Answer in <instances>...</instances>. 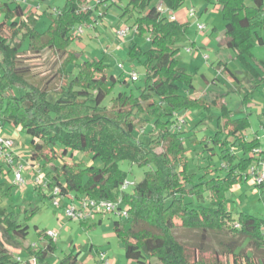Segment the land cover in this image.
Masks as SVG:
<instances>
[{"label":"trees","instance_id":"obj_1","mask_svg":"<svg viewBox=\"0 0 264 264\" xmlns=\"http://www.w3.org/2000/svg\"><path fill=\"white\" fill-rule=\"evenodd\" d=\"M80 1L69 0L63 9L55 12L56 17H52L51 24L42 32L37 29L39 18L34 11L24 16L20 3L0 2L2 129L8 123L20 126L30 136L29 161L48 167L46 179L50 187L60 186L64 195L74 194L77 198L86 196L113 201L120 198L121 205L128 208L131 225L125 226L122 220H115L114 232L124 242L126 256L138 264H152V258L162 264H223L219 256L205 260L202 255L205 251L196 246L191 250L177 239L174 234L176 217L182 220L183 227L202 230V236L208 230L229 231L231 239L222 255L232 256L233 264H264V254L257 257L243 252L246 241L256 248L263 247L264 219L242 212L235 220L226 206L227 193L245 180L244 175L253 163L254 158L248 153L260 145L258 136L248 140L243 134L250 124L248 117L235 118L233 111L222 103L214 135L202 142L192 134L187 136L192 143H201L210 162L198 181L190 170V157L184 145L186 130L173 129L176 114L182 110L211 108L202 98L181 92V83L193 88L192 77L177 67L178 45L187 39V23L170 20L159 10L162 3L176 11L184 0H126L125 13L131 9L138 11L136 32H149L153 47L145 52L135 46L130 50L131 55L145 57L147 79L142 94L119 92L110 106L103 102L116 78L108 76L102 61L84 62L75 76L67 70L79 56L66 49L73 39L69 32L76 22H90L93 12L92 9H79ZM206 1L218 6L223 13L226 27L221 45L236 52L252 73L253 87L259 88L264 74L246 56L251 54L256 41L264 44L261 35L264 0H250V3L247 0ZM27 41L28 46L24 47ZM46 47L66 54L54 74V78L63 80L59 86H51L52 78L45 83H30L31 70L21 63L25 51L38 54ZM225 69L237 80L227 66ZM15 89L20 92L16 93ZM145 125H151L156 134L148 141H138L134 132ZM262 128L264 130V121ZM236 149L242 150L244 155L238 157ZM78 153L100 160L103 165L83 166L84 161L76 158ZM217 154L220 168L212 164ZM123 158L139 165L155 166L135 184L132 193L120 190L126 178L118 164ZM57 160H61L59 165L55 164ZM205 196L210 200L209 206L194 207L192 201L187 200ZM140 223L148 227L138 228ZM235 223L239 227H235ZM0 227L12 245L24 249L29 257L24 263L12 261L11 253L0 244V264H31V257L37 264H45L47 257L55 252L56 241L48 236L43 247L24 245L29 226L3 209H0ZM78 256V253H68L59 264H84Z\"/></svg>","mask_w":264,"mask_h":264},{"label":"rangeland","instance_id":"obj_2","mask_svg":"<svg viewBox=\"0 0 264 264\" xmlns=\"http://www.w3.org/2000/svg\"><path fill=\"white\" fill-rule=\"evenodd\" d=\"M9 2H18L22 5L24 16L34 11L39 18L37 29L45 31L51 24L52 17H56L54 8L63 9L69 0H0ZM250 3V0H247ZM122 5V6H121ZM127 1H116L115 3L107 0H81L78 8L83 11L92 9L90 22H76L72 26L69 35L73 37L67 45L68 52L79 54L73 62L68 65L67 70L71 76H75L84 62L89 60L102 61L106 67L108 76L116 78L115 85L103 105L110 106L112 99L119 92H127L134 96H140L146 85L147 68L144 55H131V47L135 46L142 51H148L153 47L150 40V33L136 32V20L139 16L138 11L130 10L125 13ZM164 6V4H159ZM194 8L196 15L189 16V10ZM54 12V13H53ZM52 13V16L51 14ZM176 19L182 23H187V39L179 43V52L177 55V67L180 71L187 73L192 77L193 88L186 83H181V92L192 97L202 98L211 106L210 110L205 108L184 109L181 115L185 118L183 129L184 145L190 157L189 165L192 173H195V181H198L204 174V168L210 163L207 154L203 151L201 143H192L187 136L192 134L199 142H202L208 136L214 135L217 130V118L222 112V103H225L234 113L235 117L247 116L249 127L243 132L246 139L252 140L254 134L259 138L261 149H264V130L261 122L264 120V83L259 88H254L247 79V76L253 78L245 63L237 57L235 51L228 48H221L218 44L219 38L224 35L226 22L222 11L218 6L206 0H184L182 5L174 11ZM2 17L0 18L1 21ZM198 24L205 25V29L199 30ZM125 26H130L131 30L125 37H118L117 31ZM10 35V31H6ZM264 39V29L261 30ZM28 46V41L24 47ZM41 53L25 51L21 55V63L29 66L30 74L28 81L32 84L45 83L52 78L51 86H59L63 81L61 78H54L66 54L57 51L56 48L46 47ZM232 56V59H231ZM206 57V58H205ZM247 60L264 74V44L255 42L251 49V54L247 55ZM220 59L227 62L226 66L233 70L240 81L246 79L249 82L247 91L239 82L223 69L218 68ZM122 65V67L120 66ZM224 70V71H223ZM231 70V71H232ZM136 72L138 79L133 80L132 72ZM205 77V78H204ZM232 78V82L230 81ZM16 93L20 90L15 89ZM4 130L13 138L17 139L16 149L26 160V155L30 154L29 140L20 126L5 124ZM179 132H183L180 130ZM151 125L138 127L134 136L138 141H148L155 136ZM214 146V145H213ZM159 151L161 148L158 149ZM238 157L244 155L242 150H235ZM198 153V154H197ZM251 155V152L248 153ZM81 159L83 166H102L100 160H93L90 156H84L83 153L76 155ZM68 158L67 160H69ZM212 164L221 167L219 155H215ZM61 160L55 162L59 165ZM119 168L126 173L124 183L127 187L124 192L132 193L135 184L140 182L145 174L155 169L154 165H139L130 159H120ZM39 169L46 173L48 167L43 168L37 163L34 169L24 170V185L18 187L13 181V176L9 174L8 168L0 173V209L11 213L20 222L26 223L28 234L23 240L24 245L36 243L43 247L46 241L41 239V232L49 229L58 231L55 252L49 255L45 264H59L60 260L68 253L79 252V260L84 264L100 263L98 251H104L110 264H138L129 259L125 254V244L114 232V221L122 220L125 226L131 225V218H121L112 213L105 216H95L90 220L87 226L79 221L71 220L64 216L63 208L70 203V197H64L61 205L55 204L49 196L48 187H36L34 180L39 173ZM123 184L120 187L122 191ZM233 195L226 201L227 209L231 212L233 219L237 220L240 213L249 212L258 218L264 219V187L256 185L250 178L234 185L231 189ZM74 195V194H73ZM117 199L116 201H119ZM194 207L198 205H210L207 196L204 198L189 197ZM127 208V207H126ZM128 209V208H127ZM176 225L174 234L182 242H185L192 250L193 247L205 251L203 257L205 260H212L219 256L223 264H233L232 256L222 255L226 244L230 242L231 234L229 231L208 230L202 236V230L189 229L182 226V220L174 218ZM230 225V223H229ZM138 228L148 227L145 223L137 225ZM0 244L11 253L12 261L29 260L27 252L19 247L12 245L9 237L0 227ZM244 253L261 257L264 254V245L256 248L246 241L243 245ZM218 252V253H216ZM202 253V252H201ZM97 260V262H96ZM152 264H162L158 259L152 258ZM2 264H10L8 262Z\"/></svg>","mask_w":264,"mask_h":264},{"label":"built area","instance_id":"obj_3","mask_svg":"<svg viewBox=\"0 0 264 264\" xmlns=\"http://www.w3.org/2000/svg\"><path fill=\"white\" fill-rule=\"evenodd\" d=\"M115 3L118 0H107ZM160 12L166 14L170 20H176V16L174 11L169 10L165 6H159ZM55 12H59L57 8L54 9ZM196 15V10L194 8L189 10V16ZM205 25L198 24V29H205ZM131 27L125 26L120 28L116 33L118 37H125L130 32ZM206 58V57H205ZM122 67V65L120 64ZM131 77L133 80L138 79V75L136 72L131 73ZM180 114V113H179ZM176 123L173 125V129L175 131H180L184 127L185 118L183 115L176 114ZM2 122L0 120V167H2V171L5 170V167L8 168L9 174L13 176V183L20 187L24 185L25 179L23 176L24 170L34 169L36 164H32L29 161V156L26 157L25 161L23 160V156L16 150L17 142L15 138L12 136L4 135L2 133ZM253 159V163L247 169L244 178L247 180L250 178L252 182L256 185L264 186V154L263 149L260 147H256L251 152ZM34 183L37 186L48 187L50 190L49 196L52 201L61 205V200L64 197H70V203L65 205L63 208L64 216L79 222H89L95 216H105L108 213H112L121 218L128 219L129 211L125 206H122L121 199L119 201L107 200V199H92L89 197H80L77 198L73 194L64 195L62 193V188L60 186H52L50 187L48 181L46 179V173L42 172L39 169V173L37 174ZM127 187V183L123 184L122 190ZM235 227H239L238 223H235ZM264 231V229H263ZM58 231L54 229H49L45 231V234L42 235L41 239L46 241V236L53 238L55 241L58 237ZM32 246H38L36 243L32 244ZM98 259L100 264H110V260L107 258V254L104 251H98ZM31 264H37V261L34 257L30 258Z\"/></svg>","mask_w":264,"mask_h":264},{"label":"crops","instance_id":"obj_4","mask_svg":"<svg viewBox=\"0 0 264 264\" xmlns=\"http://www.w3.org/2000/svg\"><path fill=\"white\" fill-rule=\"evenodd\" d=\"M218 44H219V46L221 47V48H226V46H224V45H221V38H219V41H218ZM231 59H232V56H231ZM226 63L227 62H225V61H223V59H220V61H219V64H218V68H220V69H223V67L225 68V66H226ZM228 66V65H227ZM229 68V67H228ZM232 70V69H231ZM224 71V70H223ZM232 72L235 74V72L232 70ZM236 75V74H235ZM236 77H237V81L239 82V84L242 86V88H245V91H247V85H249V82L251 81V83L252 84H254V82H253V80H252V77H250V76H247V79H248V81L249 82H247V80L245 79L244 80V82H241L240 81V78H239V76H237L236 75ZM205 78V77H204ZM229 79H230V81L232 82V78H230L229 77ZM264 83V82H263ZM263 83L261 84V87L263 86ZM235 117V116H234ZM236 118V117H235ZM264 120H262V122H263ZM262 122H261V127H262ZM2 133L4 134V135H8V136H11L10 134H8L7 132H5V130L4 129H2ZM254 136H257L256 134H254ZM17 150V149H16ZM18 151V150H17ZM19 152V151H18ZM20 153V152H19ZM29 155H26V157H28ZM26 159H28V158H26ZM3 171H1L0 173H2ZM262 187H264V186H262ZM233 195V193H232V191H229L228 193H227V198H229L230 196H232ZM82 222H84V221H82ZM86 224L84 225V226H87L89 223L88 222H85ZM76 253H78L79 254V252H76ZM98 254V253H97ZM78 258H79V256H78ZM98 258V257H97ZM96 262H97V260H96ZM97 264H100L99 262H97Z\"/></svg>","mask_w":264,"mask_h":264}]
</instances>
